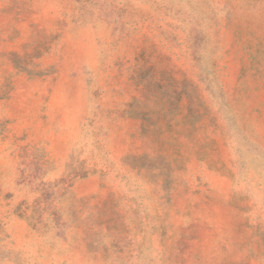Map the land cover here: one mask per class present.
<instances>
[{
    "label": "rangeland",
    "instance_id": "rangeland-1",
    "mask_svg": "<svg viewBox=\"0 0 264 264\" xmlns=\"http://www.w3.org/2000/svg\"><path fill=\"white\" fill-rule=\"evenodd\" d=\"M0 264H264V0H0Z\"/></svg>",
    "mask_w": 264,
    "mask_h": 264
}]
</instances>
